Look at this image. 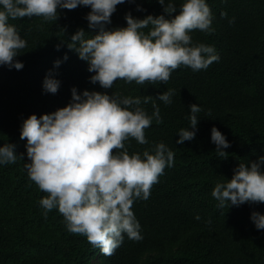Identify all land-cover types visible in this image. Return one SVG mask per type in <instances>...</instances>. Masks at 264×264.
<instances>
[{
    "label": "trees",
    "instance_id": "obj_1",
    "mask_svg": "<svg viewBox=\"0 0 264 264\" xmlns=\"http://www.w3.org/2000/svg\"><path fill=\"white\" fill-rule=\"evenodd\" d=\"M175 3L178 6L181 0ZM207 3L214 31L196 29L191 37L193 42L213 45L218 60L197 71L181 65L166 82L137 84L117 79L109 89L92 83L89 77L94 73L88 71L87 62L67 47L78 28L86 35L97 31L89 28L85 18L88 6L58 8L56 20L35 15L10 19L27 43L14 57L23 61L22 69L0 65V145L15 144L20 156L0 165V264H264V229H257L250 219L254 210L264 213V202L229 207L226 203L221 208L211 195L215 183L230 179L240 163L248 166L264 155V0ZM129 12L137 18L155 16L163 13V6L158 0H124L111 14L106 29L126 26ZM58 58L62 62L54 67ZM49 70L60 81L55 93L42 88ZM73 86L78 92L88 89L139 96L149 114L155 103L161 121L153 119L144 129L148 143L130 138L126 146L131 153L151 150L163 141L174 152L172 166L164 168L150 196L131 206L142 238L129 239L125 234L111 255L102 254L86 236L69 232L57 209L47 217L42 215L39 200L47 193L24 168L29 158L26 138H20L22 120L65 106ZM167 89L175 91L166 104L158 94ZM192 103L201 108L195 136L177 144L178 130L190 126L188 106ZM213 125L230 142L224 149L226 157L215 151L210 138Z\"/></svg>",
    "mask_w": 264,
    "mask_h": 264
},
{
    "label": "clouds",
    "instance_id": "obj_2",
    "mask_svg": "<svg viewBox=\"0 0 264 264\" xmlns=\"http://www.w3.org/2000/svg\"><path fill=\"white\" fill-rule=\"evenodd\" d=\"M124 0H0V65L17 70L23 61L14 59L18 50L26 47V40L10 19L40 16L56 20L58 8L73 9L88 6V26L97 31L86 35L78 28L67 43L78 57L85 60L92 83L104 89L114 81L166 82L173 70L181 65L193 71L207 68L219 59L211 44L193 42V30L212 32L213 14L207 0H158L163 13L137 18L125 14L126 26L106 29L111 14ZM142 10L141 5H137ZM173 13H175L173 15ZM225 15V13H221ZM144 29H147L145 31ZM59 49L60 45L56 46ZM63 59H67L65 53ZM61 59H56L54 67ZM60 81L46 74L42 88L55 93ZM174 89L158 94V99L171 103ZM148 97H144L147 103ZM189 127L178 130L177 144L192 140L198 124L197 103L188 106ZM153 119L161 121L159 107L153 103L149 114L141 106L139 96H120L106 91L71 88V99L63 107L50 113H35L24 118L20 125V138H26L24 163L28 177L39 189L47 193L39 204L42 215L52 209L62 214L66 229L86 236L102 254L111 255L123 242L141 239V225L132 205L137 199L146 200L158 177L166 166L171 167L174 152L163 141L143 151H132L126 141L134 138L147 144L144 129ZM211 141L219 157L227 156L224 149L230 146L225 135L213 125ZM15 144L0 145V165L13 163L18 156ZM20 157V156H19ZM264 155L248 166L240 163L230 179L218 181L211 195L218 207L226 203L239 206L245 202H264ZM196 219H199L197 214ZM250 219L257 229H264V213L252 211Z\"/></svg>",
    "mask_w": 264,
    "mask_h": 264
}]
</instances>
